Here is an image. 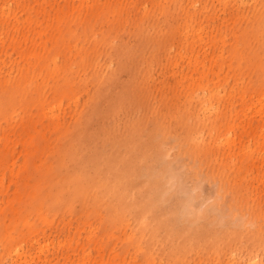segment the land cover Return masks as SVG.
Wrapping results in <instances>:
<instances>
[{
    "label": "rangeland",
    "instance_id": "rangeland-1",
    "mask_svg": "<svg viewBox=\"0 0 264 264\" xmlns=\"http://www.w3.org/2000/svg\"><path fill=\"white\" fill-rule=\"evenodd\" d=\"M0 264H264V0H0Z\"/></svg>",
    "mask_w": 264,
    "mask_h": 264
},
{
    "label": "bare ground",
    "instance_id": "bare-ground-1",
    "mask_svg": "<svg viewBox=\"0 0 264 264\" xmlns=\"http://www.w3.org/2000/svg\"><path fill=\"white\" fill-rule=\"evenodd\" d=\"M127 166H128L127 167V179L128 180H132L133 177L136 174L135 169H134V164H132L131 161H128L127 162ZM141 185H142L141 182H136V183L133 184V190H134L135 194H137V193H139V194H143L144 193L145 194L146 193V191H147L146 187L145 186H141ZM161 196H162V193H161V185H160V190H158V192H157V194L155 195V198H154L155 201L156 200L157 201L161 200ZM186 205H187L186 201H184V200L178 201L177 206H178V208L180 210V214H179L178 217H179V219L182 218L181 224L186 225V226H192L195 223V219L193 217H191V218L188 217V213H190V212L187 209Z\"/></svg>",
    "mask_w": 264,
    "mask_h": 264
}]
</instances>
